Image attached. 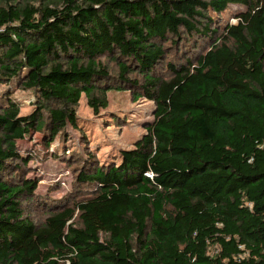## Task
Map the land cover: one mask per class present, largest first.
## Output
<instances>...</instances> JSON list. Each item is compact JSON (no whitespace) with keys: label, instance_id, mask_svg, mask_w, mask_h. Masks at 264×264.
<instances>
[{"label":"trees","instance_id":"obj_1","mask_svg":"<svg viewBox=\"0 0 264 264\" xmlns=\"http://www.w3.org/2000/svg\"><path fill=\"white\" fill-rule=\"evenodd\" d=\"M112 92L152 120L103 163L68 128ZM0 264H264V0H0Z\"/></svg>","mask_w":264,"mask_h":264},{"label":"rangeland","instance_id":"obj_2","mask_svg":"<svg viewBox=\"0 0 264 264\" xmlns=\"http://www.w3.org/2000/svg\"><path fill=\"white\" fill-rule=\"evenodd\" d=\"M234 8L237 9V7ZM16 95L23 105L22 114H31L35 110L32 94L30 92L19 91ZM109 99L110 102L107 110L99 115H94L87 105L86 99L83 97L77 109L78 123L82 131L75 130L72 127L68 128V145L73 146L75 149H84L82 142L85 136L88 137L91 140L92 149L99 152L103 163L106 159H113L115 154L118 156L121 150L132 149L134 144L145 133L142 125L152 120L151 113L153 106L151 102L140 100L134 103L128 93L123 94L121 92L110 93ZM118 119H122V122H120L122 127L117 123ZM41 140L42 135L40 133H33L28 139L19 142L20 150L22 152L35 151L42 157L44 155L42 151L45 150L41 145ZM62 146H66L64 141L62 142ZM112 151L115 153L112 154L113 156L110 155ZM32 165L36 169V173L32 174V177H41L43 179V184L40 185L38 194H50L55 198H60L71 189L70 183L67 182L66 184L68 185H63L61 189L51 193L47 191L49 186L55 185V180H59L58 176H55V173L60 171L62 166H64V163L61 161L56 162V160L49 159L44 163L35 161Z\"/></svg>","mask_w":264,"mask_h":264}]
</instances>
